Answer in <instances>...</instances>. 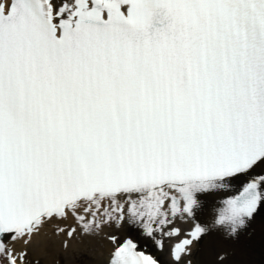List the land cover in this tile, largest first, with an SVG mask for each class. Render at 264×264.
I'll use <instances>...</instances> for the list:
<instances>
[{"label":"snow or ice","instance_id":"6c2138e0","mask_svg":"<svg viewBox=\"0 0 264 264\" xmlns=\"http://www.w3.org/2000/svg\"><path fill=\"white\" fill-rule=\"evenodd\" d=\"M261 214L264 0H0V264H42L46 227L194 264Z\"/></svg>","mask_w":264,"mask_h":264},{"label":"bare ground","instance_id":"6f19581e","mask_svg":"<svg viewBox=\"0 0 264 264\" xmlns=\"http://www.w3.org/2000/svg\"><path fill=\"white\" fill-rule=\"evenodd\" d=\"M201 199H206V197H201ZM199 218L201 220L206 219L204 215H201ZM68 222L71 223L72 221L69 220ZM177 226L181 227L184 232H187L193 226V222L190 220H178ZM105 231L110 230L106 229ZM248 232H253L251 233L253 236H258L260 238L261 236L264 237V217H257L248 229ZM60 239H62V237L57 238L52 236L51 228L46 227L41 236L33 242L32 250L34 254L41 257L42 263H51L52 259L56 257V253H58V256L60 257L67 255V264H104L108 260L112 248L102 236L83 237L73 240L70 248L65 251L60 248ZM139 239H141V237H139ZM144 242L146 241L143 239L141 244ZM172 242L174 241H170L169 243ZM146 243L152 247L151 250L153 255L158 256L163 264H170L167 248L165 251L159 252L150 244V242ZM240 245L241 243L239 240L225 239L219 232L206 235L198 244L194 245V264H215L216 253L225 249L229 250L231 253L229 264H243L240 256ZM21 246L22 245H17V247ZM44 250L46 252H44ZM197 253L198 259H196ZM79 259L81 260L79 261Z\"/></svg>","mask_w":264,"mask_h":264},{"label":"rangeland","instance_id":"374dc122","mask_svg":"<svg viewBox=\"0 0 264 264\" xmlns=\"http://www.w3.org/2000/svg\"><path fill=\"white\" fill-rule=\"evenodd\" d=\"M258 218L264 217V214L258 215ZM253 233V232H251ZM249 232L244 233L241 235L239 242L240 245V256L242 258L243 264H264V237L261 236H253ZM134 237H138V233H133ZM142 239V240H141ZM140 241H143V238L141 237ZM146 243V242H144ZM142 243V245L144 244ZM148 249L151 251L152 247L148 245ZM44 252H46L44 250ZM195 253V252H194ZM56 256H58V253H56ZM196 259H198V253L196 255ZM239 256V255H238ZM237 256V257H238ZM60 257V256H59ZM66 257L67 255L61 256V261L66 263ZM82 258V257H81ZM83 259V258H82ZM81 259H79L80 261Z\"/></svg>","mask_w":264,"mask_h":264}]
</instances>
